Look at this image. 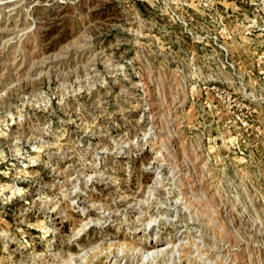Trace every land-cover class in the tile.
<instances>
[{
    "label": "rangeland",
    "instance_id": "374dc122",
    "mask_svg": "<svg viewBox=\"0 0 264 264\" xmlns=\"http://www.w3.org/2000/svg\"><path fill=\"white\" fill-rule=\"evenodd\" d=\"M0 264H264V0H0Z\"/></svg>",
    "mask_w": 264,
    "mask_h": 264
}]
</instances>
